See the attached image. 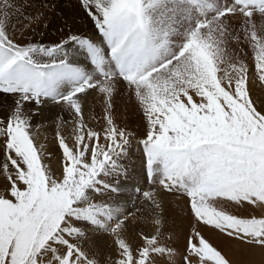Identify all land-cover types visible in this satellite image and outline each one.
<instances>
[{"label": "snow or ice", "instance_id": "obj_1", "mask_svg": "<svg viewBox=\"0 0 264 264\" xmlns=\"http://www.w3.org/2000/svg\"><path fill=\"white\" fill-rule=\"evenodd\" d=\"M97 31L105 37L107 55L92 59L94 78L84 79L53 102L67 112L57 116L55 141L59 156L55 167L45 163L51 153L38 141L32 120L43 110L55 82L73 70L64 62H41L72 41L88 45L71 30L59 44L45 46L10 35V18L0 14V93L11 96L6 115L0 116V264H101L98 251L90 252V233L107 237L103 264H213L202 252L212 249L223 264L233 260L206 237L201 226L214 230L230 248L264 264V211L233 214L214 208L211 201L227 200L239 208L264 209V169L258 162L254 141L264 136V101H253L252 87L264 88V71L244 69L237 81L221 80V54L228 51L223 37L227 19L244 17L245 39L249 28L256 40L250 48L264 53L257 28L264 26V0H224L213 15L206 14V0H78ZM54 7V6H53ZM171 15V29L160 21ZM43 13L29 18L20 36L38 24ZM192 16H199L194 24ZM187 18V19H186ZM225 23L216 25L213 22ZM187 24V27L184 25ZM47 27V25H44ZM218 29L220 38L209 39L206 30ZM179 36L180 42L173 43ZM203 42L217 66L220 87L242 103L248 120L217 97L219 107L199 88L187 82L192 65L185 45ZM175 49V50H174ZM243 81L246 101L236 95ZM125 90L142 117L138 129L118 126L111 103L117 88ZM154 92L179 105L172 115L153 108ZM93 94L103 97L104 123L99 130L85 122V106ZM4 98L0 97V101ZM35 106V107H33ZM253 121L255 122L253 124ZM71 125V136L60 131ZM70 141V142H69ZM142 153L147 190L139 209L118 211L133 174L124 161ZM163 194L186 199L189 229L178 251L165 241L179 240L175 231L165 238ZM211 213L213 219H208ZM143 223L150 232L137 229ZM135 228L130 233V229ZM130 234L134 239H130Z\"/></svg>", "mask_w": 264, "mask_h": 264}, {"label": "bare ground", "instance_id": "obj_2", "mask_svg": "<svg viewBox=\"0 0 264 264\" xmlns=\"http://www.w3.org/2000/svg\"><path fill=\"white\" fill-rule=\"evenodd\" d=\"M22 1L23 0H0V8H2L0 10L2 11V13L0 14L6 15L10 18V22H11L9 25L10 35L16 36L22 40L31 39L33 43L39 42L40 44H43L45 46H52L54 44H59L63 36L67 34L69 30H71L73 33L77 34L78 36L85 37L88 41H92L93 43H95V40L98 41L100 38H102V35L100 34L99 31H97L96 26L91 22L87 13L79 6L78 0H59V1L55 0L53 2H51L50 0H48L47 2H45L46 0H42L43 2L41 1L38 2L39 4H35L31 0H28L23 5L19 4ZM39 13H43V16L40 19L39 23L32 25L31 28H29L27 31H24L23 36L21 37L20 32L22 29H24L25 25L28 24L29 18L34 17ZM45 24L47 25V27L44 26ZM160 25H161V22H160ZM14 28H18V30L13 31ZM74 43L75 41L64 44L63 48L58 49L55 53H53L51 57L41 56L40 58L42 62L44 63H50L53 60L55 61L62 60L68 69L73 70L71 73H68L63 78L55 82L54 86L52 87V90L47 95L45 104L42 105L43 110L42 111L37 110V115L34 116L32 120L34 125L40 126L39 128H34V132L38 136V141L45 143L47 145V151L51 153V155L47 156L45 160V163H48L51 167L52 166L55 167V164L57 163L56 161L55 164H53L54 162L51 160L59 156V149L57 146V142L55 141V133L57 131V116L59 113L65 112L53 101L55 99H58L61 96L66 95L72 88L78 86L84 79H87L88 69L91 68L89 67L88 62H86L85 60L81 61V53H82L81 50L83 49V45L81 44L79 51H77L75 50ZM96 50L97 52H100L102 50L103 54L105 56L107 55L104 43L96 45ZM57 54H58L59 59L55 57V55ZM74 73L77 74V78L72 79V76ZM78 78H80V80ZM251 91H252L253 101L256 102L258 106H261V101H264V88L260 86H255V87H252ZM246 96H247V93H245V99H246ZM0 97L4 98L2 101H0V116H3V115H6L7 113L9 102L12 101V97L5 96L4 93H0ZM99 99H97V101L92 102V103L96 105L103 104V101H99ZM226 99L227 98H225V100ZM85 107H86L85 113H84L85 122L89 127H92L94 129V126L98 124L99 122L97 123L96 121H94L93 117L95 118V120H97L99 117H102L104 115V106L102 105L101 108L97 107L98 111H96V113H94L93 116H91L90 114V112L92 111H89L88 109L89 106L87 105ZM67 118L68 117H67V112H66L63 115V120H67ZM103 123L104 121L102 120V124ZM96 129H98V127H96ZM60 131L65 136L70 137L71 136V125L62 124ZM130 152H133L135 154L132 155L130 159L124 161V163L127 165L128 171L132 173L133 176H132L131 181H127V180L124 181L125 183H129L130 186L121 191V195L124 197V199L121 201L120 208L118 209V211H122L123 214L125 215L140 208L141 199H142L141 194L144 192V190H147V187H148L147 178L138 179L140 177L145 176L143 172V163L141 159L142 153H137L136 149H130ZM2 161H3V156L2 154H0V162ZM263 187L264 185H262L261 187L262 190L264 189ZM172 198L175 199L173 196ZM168 199H169V195L163 194L164 206L165 205L167 206V204H169V203L165 204V201H167ZM183 200L186 201V199H183ZM178 201L177 200L174 201L175 203L176 202L178 203V204H175L177 205V207L180 206L179 205L180 201L179 202ZM185 201H183V204ZM214 203H217V202L214 201ZM230 205L231 203L229 204V206ZM0 206H2V203H0ZM170 206L172 205L170 204ZM169 208L171 207H168V210ZM184 208H186V206H184ZM174 209L173 211H176ZM169 211L170 212L164 211V219L166 222L165 228H164L165 238H167L170 232L174 229L175 232L178 233L179 235V240L178 241L176 240L167 241L166 240L165 242L169 243L171 247L176 248L179 251L181 249V246L184 243V235L189 229V219L185 218V214L180 213L181 215L175 216L174 212H172L171 209ZM261 211H264V209H261ZM207 218L208 219L210 218L209 215L207 216ZM136 227L138 230L143 229L145 232H150L151 230L150 226H145L143 223L138 224ZM201 229L204 232V235L206 237L211 238L212 242L215 245L221 244V243H223V245L225 246L228 245L227 242L222 237L213 235L214 230H209L206 226H201ZM134 231H135V228L130 229V233ZM130 239H134L131 234H130ZM89 240L92 244V247L89 248V251L90 252L98 251L100 253L99 259L101 261V264H103V259H104L105 254L111 252V249L107 247V237L104 236L102 233H90ZM226 247L227 249L230 248L229 245ZM202 248H204L203 245H202ZM218 248L220 247L218 246ZM226 251H228V253H226ZM226 251L224 252L229 256V258L233 260V262L235 260H241V262L244 264H250V263L258 264L259 262H261L258 259H256L258 260V262L256 260L251 261L249 257L247 256L242 257L240 253L236 254L234 251V248H230L229 250H226ZM207 253L210 254L209 252ZM207 258L209 259L210 256L208 255ZM211 261H213V259ZM217 261L218 260H216L215 263H218Z\"/></svg>", "mask_w": 264, "mask_h": 264}, {"label": "rangeland", "instance_id": "obj_3", "mask_svg": "<svg viewBox=\"0 0 264 264\" xmlns=\"http://www.w3.org/2000/svg\"><path fill=\"white\" fill-rule=\"evenodd\" d=\"M26 1H28V0H23L19 4L23 5ZM31 1L34 2L35 4H39L38 2H40V1L43 2L42 0H39V1L38 0H31ZM47 1L48 0H46L45 2H47ZM50 1L53 2L55 0H50ZM57 1H59V0H57ZM207 1L209 2L210 6H211V9H209V10L205 9L206 14L208 16L213 15L214 12L216 10H218L224 2V0H207ZM228 2L230 3L231 0L230 1L228 0ZM1 9L2 8H0V10ZM0 13H2V11H0ZM31 15H32V13H31ZM200 18L201 17H199V16H192L190 19V23L194 24L196 22V20H198ZM160 22H161L160 26H161L162 30H165V29L170 30L171 26L174 23H177V21H174L172 19L171 15H169L166 18L161 19ZM224 23L225 22L222 20H215L213 22L214 29H215L216 25H220V24H224ZM245 24H247V21H245L244 17L241 16L240 14H237L235 17H229L227 19V26L229 27V32L224 35L223 39L227 43L228 51L221 54L222 63H219V65H218L219 69H220L221 80H223L225 82H227V79H230L232 81H237L238 77L242 73V70H244L245 68L248 70H252L253 65H255L254 72H251V76L253 79H255L254 78L255 73L264 71V53L257 54V51H254L250 48V44L256 40V35L252 34L251 29L249 28V38L245 39V33L242 30V27ZM187 26H188L187 24L184 25V27H187ZM214 29L206 30L204 33L205 37L209 38V39H217L218 40L220 38V33H219L218 29H216L215 33L213 35ZM17 30H18V28L13 29V31H17ZM257 32L262 37L260 43L264 44V26L258 27ZM179 42H180V37L179 36L175 37L173 43H179ZM81 44L83 45V49L81 50L82 51L81 61L85 60L86 62L89 63V67H91V68L88 67L89 69L87 72V74H88L87 79L94 78L93 65L91 64V60L89 59V55L85 51V49L87 50L85 43L75 41V43H74L75 50L79 51ZM98 44H103L102 38H100L98 41L95 40V43H93L91 41L89 49H92V51L94 53H97L96 45H98ZM185 51L190 53L189 59L191 61V65H192L191 73H190V75H188L186 77L187 82L191 83V85L193 87L199 88L200 92L209 99V105L210 106L215 104L217 107H219V104L217 102V97H222V98H224V100H225V98H227L225 100V103L227 102V103H230L232 106H234L233 107L234 112H238L242 117H246L248 120H250L251 117L248 116V112L244 108L243 104L237 103V102L235 103L236 100H233L232 97L228 93L224 92V90L220 87L221 81L217 80V66L214 65V63H213V60H212L210 53L208 51V47L203 42H200L196 39H192L188 44L185 45ZM55 57L57 59H59L58 54L55 55ZM41 62H42V60H41ZM74 78H77L76 73H74L72 76V79H74ZM262 78H264V77H262ZM78 79L80 80V78H78ZM243 88H244L243 81H239L237 83V86H236V95H237V97L239 96V99L241 101H246V99H245V93L246 92L243 90ZM94 96H95V94L90 96L89 98H91V99H89V101H88V103L91 104V105L88 104V106H89L88 109H89V111L93 112V113L90 112L91 116H93V114L96 113V111H98V108L99 107L101 108L103 105V104L96 105V104L92 103V102L97 101V99H99V98H100L99 101H103L102 96H100V97H98L97 95L95 97ZM111 103L113 105L112 116H113V118H114V120L118 126H124L125 124H127L132 129H138V126L141 123L142 117L139 114V111L136 107L135 102L133 100L129 99L125 90L120 89L118 87L117 91L114 93V95L112 97ZM169 103H170L169 100L162 97L159 93L154 92L153 97H152V105H153V108L155 110H157V111L167 110V111H169L170 114L175 115V111H179L180 107H182V106L173 104L172 108H168ZM234 103H235V105H234ZM237 107H238V109H237ZM64 113H66V111ZM93 119L97 123L99 122L98 124H96V122H95L96 125L94 126V129H96V127H98V129H96V130H99L100 125L102 126L103 116L99 117L97 120H95L94 117H93ZM254 123L255 122L253 121V124ZM254 144H255L256 151L258 153L264 154V136H257L255 141H254ZM57 158H58V156L55 157L56 160L55 159L51 160L54 162V163L52 162L53 164H55V162L57 161ZM56 164H55V166H56ZM257 166L261 169H264V159H262V160L260 159ZM144 178L146 179V176L140 177L138 179H144ZM261 191H264V189L263 190L261 189ZM173 197L175 199H173L172 196H169V199L167 201H165V204L166 203H169V204H167V206L166 205L164 206L165 207L164 211L170 212L169 210L171 209V211L174 212L175 216L185 214V218L189 219L187 205L185 204L186 201L183 200L185 198L184 197L181 198V196H179L178 194L174 195ZM175 200L180 201V202L178 201L179 205H180V206L178 205L179 207H177V205H175V204H178L177 202L176 203L174 202ZM183 201H185L184 204H183ZM216 202L217 203H214V201L213 202L211 201L210 203L213 206L216 205L215 208H220L222 211L229 212V213L232 212L234 215L235 214H242V213L259 214V211H261V209H259V210H249L246 208L242 209V208L237 207V205H235V204H231L230 206H232V207H230L229 206L230 203L227 200L216 201ZM218 202H219V204H218ZM170 204L172 206H170ZM184 206H186V208H184ZM168 207H171V208H169V210H168ZM173 209L176 211H173ZM178 210H179V212H178ZM183 210H184V212H183ZM180 211H182V212H180ZM208 215L210 217L209 219L211 220L213 218V216L210 213H208L207 216ZM172 231H175V230L173 229ZM216 246L217 247L219 246L220 248L224 249V251L230 249L229 247H228L229 249H227L226 246H228V245L225 246V245H223V243L216 244ZM203 247L204 248H201L203 250V251L201 250V252L203 254H205L206 257H208V255H209L210 256L209 259L210 260L213 259V264L215 263L216 260H218L217 261L218 263H215V264H223L221 258L212 249L208 248L209 249L208 250L206 245H203ZM206 249H207V251H206ZM234 251L236 254H238V252L235 249H234ZM207 252H209L210 254L212 252V254L210 255ZM226 253H228V251H226ZM240 254L242 255V257L245 256L242 253H240ZM256 259L261 261L259 254L256 256L255 260ZM258 260H256V261L258 262ZM177 264H179L178 259H177ZM234 264H244V263H242L241 260H235ZM258 264H261V262H259Z\"/></svg>", "mask_w": 264, "mask_h": 264}]
</instances>
